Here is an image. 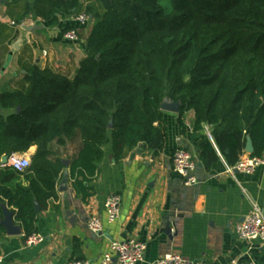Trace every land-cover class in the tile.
I'll use <instances>...</instances> for the list:
<instances>
[{
  "label": "trees",
  "instance_id": "obj_1",
  "mask_svg": "<svg viewBox=\"0 0 264 264\" xmlns=\"http://www.w3.org/2000/svg\"><path fill=\"white\" fill-rule=\"evenodd\" d=\"M92 1L85 14L94 24L74 78L31 68L25 91L0 94L8 112L0 113V159L36 147L26 172L0 168V236L6 206L26 240L37 233L35 202L47 208L65 169L56 146L81 141L70 168L84 197L107 147L117 162L140 145L162 151L166 98L181 102V117L195 113L206 170L220 155L234 167L248 137L252 156L264 155V0ZM81 7L80 0H36L24 21Z\"/></svg>",
  "mask_w": 264,
  "mask_h": 264
},
{
  "label": "crops",
  "instance_id": "obj_2",
  "mask_svg": "<svg viewBox=\"0 0 264 264\" xmlns=\"http://www.w3.org/2000/svg\"><path fill=\"white\" fill-rule=\"evenodd\" d=\"M80 1L78 11L59 10L48 21L32 16L24 21L27 4L36 0H0V94L25 91L30 86L27 76L31 68L74 78L86 56L85 38L94 24L92 16L86 25L73 20L94 3ZM22 26L37 29L24 32L17 49ZM72 29L78 32L77 42L65 39ZM0 113L8 112L0 107ZM164 120L167 136L158 154L140 145L117 162L111 149H105L96 176L84 183L88 197L74 188L70 168L81 141L56 146L55 151L69 166L62 172L55 197L38 213L36 234L44 239L28 245L23 229L18 236L5 232L0 236V264H68L75 260L97 264L113 241L129 239L146 244L148 262L177 253L189 262L231 264L253 258L264 264V242H245L235 233L236 224L243 221L253 202L264 210V168L251 176L230 173L231 167L220 155L211 170L199 163L195 172L198 184L186 187L173 172L172 156L179 148L198 153L193 137L195 113L189 111L181 117L164 112ZM35 151L36 147H32L26 154L34 155ZM114 193L122 197V211L119 220L109 224L104 203ZM6 208L14 212V222L20 226L15 209ZM65 211L70 216H65ZM93 214L103 223L101 234L88 229Z\"/></svg>",
  "mask_w": 264,
  "mask_h": 264
},
{
  "label": "built area",
  "instance_id": "obj_3",
  "mask_svg": "<svg viewBox=\"0 0 264 264\" xmlns=\"http://www.w3.org/2000/svg\"><path fill=\"white\" fill-rule=\"evenodd\" d=\"M80 25H86L90 21V16L80 14L73 19ZM25 25V24H23ZM65 39L69 42H77L79 40L78 32L74 29L69 30L65 34ZM31 158L28 154H15L9 158L7 164L2 163L0 159V168H11L18 173L26 172L31 166ZM173 172L181 179L186 187H192L198 184L195 172L199 165L198 153L190 152L186 149H177L172 156ZM260 168H264V155L252 156L244 153L239 162L228 169L230 173L238 172L245 176L255 174ZM104 208L109 224L117 222L122 211V197L119 194L109 195L104 203ZM88 229L94 234L103 232V223L100 218L93 214L88 220ZM237 237L245 242H253L256 240L264 242V210L257 204L252 203L249 213L244 217L243 221L235 226ZM43 236L34 234L30 236L26 243L28 245L39 244L43 241ZM146 244L136 240L129 239L125 241H113L109 250L104 253L97 264H206L204 262H189L181 254L170 253L153 262L145 259ZM68 264H91L89 261L75 260ZM231 264H259L255 259L248 258L246 260H236Z\"/></svg>",
  "mask_w": 264,
  "mask_h": 264
},
{
  "label": "water",
  "instance_id": "obj_4",
  "mask_svg": "<svg viewBox=\"0 0 264 264\" xmlns=\"http://www.w3.org/2000/svg\"><path fill=\"white\" fill-rule=\"evenodd\" d=\"M35 29H37V26H22L21 28V38L18 40L15 48H19V45L23 42L22 37L24 32H33ZM17 48V49H18ZM181 102H176L173 101L169 98H166L160 105V109L163 112H168V113H173V114H179L180 110H181ZM18 112H20V108H18ZM110 127H112V124L110 125ZM255 149H254V144L253 141L250 137H248L247 139V143H246V152L250 155H252L254 153ZM30 158H33V154L30 155ZM9 161V157H3L2 158V163L3 164H7ZM63 165L65 167L69 166V162L68 161H63ZM62 187H65V182L62 185ZM35 208H36V212L40 213L41 212V208L38 204V202H35ZM5 212V218L2 221V225L5 227L6 233L9 236H18L21 235L22 233V228L20 226H17L14 222V212L9 211L6 207L4 209ZM65 216H70V212L69 211H65ZM167 233L170 234L171 233V228L168 227L167 228Z\"/></svg>",
  "mask_w": 264,
  "mask_h": 264
}]
</instances>
